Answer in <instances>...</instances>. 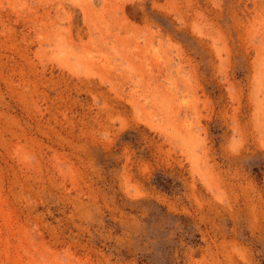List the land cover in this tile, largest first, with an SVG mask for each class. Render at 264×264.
<instances>
[{
  "label": "rangeland",
  "instance_id": "1",
  "mask_svg": "<svg viewBox=\"0 0 264 264\" xmlns=\"http://www.w3.org/2000/svg\"><path fill=\"white\" fill-rule=\"evenodd\" d=\"M0 264H264V0H0Z\"/></svg>",
  "mask_w": 264,
  "mask_h": 264
}]
</instances>
